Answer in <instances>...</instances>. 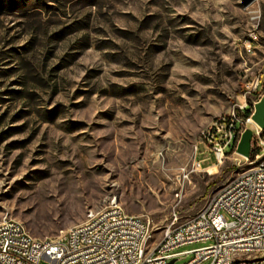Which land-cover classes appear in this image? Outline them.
Returning a JSON list of instances; mask_svg holds the SVG:
<instances>
[{
    "label": "rangeland",
    "instance_id": "374dc122",
    "mask_svg": "<svg viewBox=\"0 0 264 264\" xmlns=\"http://www.w3.org/2000/svg\"><path fill=\"white\" fill-rule=\"evenodd\" d=\"M259 76L251 108L264 0H0V220L56 237L116 197L185 221L250 166L192 171L216 161L201 130Z\"/></svg>",
    "mask_w": 264,
    "mask_h": 264
},
{
    "label": "built area",
    "instance_id": "2783aa9c",
    "mask_svg": "<svg viewBox=\"0 0 264 264\" xmlns=\"http://www.w3.org/2000/svg\"><path fill=\"white\" fill-rule=\"evenodd\" d=\"M261 81L259 76L246 83L244 100L215 116L202 132L200 144L216 160L211 166L233 155L249 160L250 166L240 178L220 186L194 215L178 223L179 210L174 209L171 223L163 226L149 216L116 208L110 200L105 213L87 211L93 213V220L86 230H61L51 242L38 243L29 242L22 222H9L4 216L0 264H168L171 260L177 264L188 254L191 257L180 264H264V127L252 117L258 101L251 108L246 99L260 90ZM247 128L253 131L251 154L244 157L237 153L236 142ZM208 167L196 158L192 171ZM192 171L182 172L184 181ZM181 194L182 190L176 192V197ZM195 244L201 245L180 250Z\"/></svg>",
    "mask_w": 264,
    "mask_h": 264
},
{
    "label": "bare ground",
    "instance_id": "6f19581e",
    "mask_svg": "<svg viewBox=\"0 0 264 264\" xmlns=\"http://www.w3.org/2000/svg\"><path fill=\"white\" fill-rule=\"evenodd\" d=\"M231 109H235V106L233 108H231ZM208 128H209V124L204 129L201 130L200 138L202 137V132H205L206 130H208ZM238 144H239V141L236 142V151H237ZM208 171L216 172L217 171V166L213 165V166L208 167ZM242 172H244V168L239 170L237 172V174L230 180H237V178H240ZM111 202H116V208H123V206L120 204V202L118 201V199L116 197H113L111 199ZM94 212H96V213H105L106 212V206H104L102 208H94ZM6 220L9 221V222H20V221H18L16 219H13V218L7 217V216H6ZM92 220H93V213L87 212L84 220H82L81 222H79V223H77V224H75V225H73L71 227H68L67 229H63V230H66V233H75L78 230H86V226L88 224V221H92ZM22 228H23L24 231H27L28 240L31 243L43 242V240H44V242H51L52 238H55V237H48V236L43 237V238H37V237L32 236L29 233V231L27 230V228L25 227V225L23 223H22Z\"/></svg>",
    "mask_w": 264,
    "mask_h": 264
},
{
    "label": "water",
    "instance_id": "95a60500",
    "mask_svg": "<svg viewBox=\"0 0 264 264\" xmlns=\"http://www.w3.org/2000/svg\"><path fill=\"white\" fill-rule=\"evenodd\" d=\"M254 0H241L244 7L249 6ZM253 120L254 122L264 127V95L255 105V111L253 113ZM253 131L251 128H247L239 141L237 147V153L244 156L249 157L251 154V139H252ZM174 260H171L168 264H173Z\"/></svg>",
    "mask_w": 264,
    "mask_h": 264
},
{
    "label": "crops",
    "instance_id": "0c3cea01",
    "mask_svg": "<svg viewBox=\"0 0 264 264\" xmlns=\"http://www.w3.org/2000/svg\"><path fill=\"white\" fill-rule=\"evenodd\" d=\"M208 166H211V165H208Z\"/></svg>",
    "mask_w": 264,
    "mask_h": 264
}]
</instances>
